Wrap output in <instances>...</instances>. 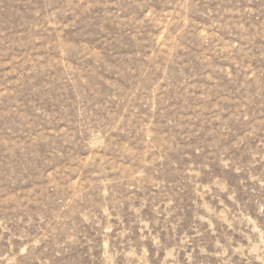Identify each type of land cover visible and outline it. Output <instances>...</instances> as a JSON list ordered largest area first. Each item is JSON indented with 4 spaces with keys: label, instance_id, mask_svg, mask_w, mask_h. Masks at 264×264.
Instances as JSON below:
<instances>
[{
    "label": "rangeland",
    "instance_id": "374dc122",
    "mask_svg": "<svg viewBox=\"0 0 264 264\" xmlns=\"http://www.w3.org/2000/svg\"><path fill=\"white\" fill-rule=\"evenodd\" d=\"M0 264H264V0H0Z\"/></svg>",
    "mask_w": 264,
    "mask_h": 264
}]
</instances>
